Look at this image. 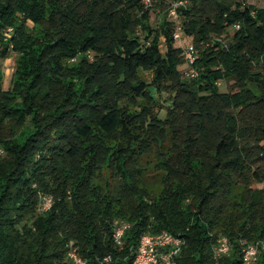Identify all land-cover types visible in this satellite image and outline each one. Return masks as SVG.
Instances as JSON below:
<instances>
[{"label": "trees", "instance_id": "1", "mask_svg": "<svg viewBox=\"0 0 264 264\" xmlns=\"http://www.w3.org/2000/svg\"><path fill=\"white\" fill-rule=\"evenodd\" d=\"M189 3L178 15L181 39L196 49V77L179 70L184 49L175 45L174 23L165 14L153 33L141 0H0V60L16 55L6 89L0 65V128L12 122L21 129L14 140L0 137L9 155L0 159V264H73L70 241L86 264H132L141 235L164 230L184 240L176 264H243L239 241L264 242V188L242 192L226 176L242 170L254 149L264 159V122L255 127L246 113L234 120L222 112L264 113V8L242 0ZM235 25L230 42L212 37ZM147 68L177 82L170 106L188 123L197 115L168 167L175 186L158 199L127 169L134 148L108 142L121 126L117 100L152 98L137 77ZM252 176L262 182L264 170ZM39 192L53 198L42 213ZM219 194L232 206L217 204ZM117 221L129 224L121 247L112 239ZM221 236L232 251L214 257ZM255 264H264V252Z\"/></svg>", "mask_w": 264, "mask_h": 264}, {"label": "rangeland", "instance_id": "2", "mask_svg": "<svg viewBox=\"0 0 264 264\" xmlns=\"http://www.w3.org/2000/svg\"><path fill=\"white\" fill-rule=\"evenodd\" d=\"M159 1L161 0H157V2ZM163 2V6L160 9L151 8L149 12V24L151 28L154 29L153 33L159 28L157 24L159 18L162 19L165 14L167 15L169 2L171 1L163 0ZM187 2L189 3L190 0ZM242 3L253 5L257 8H264V0H242ZM230 10H236V7L233 6ZM81 12H84V10L81 9ZM236 30L237 29L232 26L223 30L221 34H218L219 36L212 35V37L230 42ZM143 36V33H141L140 41H144V44L150 41L149 38L145 39ZM159 39L160 41L162 40L160 45L162 52H164V37L161 31ZM187 39L188 38H182L180 41L176 42L175 45L183 47L184 49L186 46L190 45L189 43L191 40ZM207 44H205V46H208ZM95 54V52H91L90 57H95ZM262 62H264V60H262L260 64ZM15 63L16 55L12 52L8 54L7 58L0 60L3 71L2 83L5 89L11 86L12 76L16 67ZM186 69L187 66L185 62L179 65L180 71H185ZM137 74L139 80L149 85L152 98L140 96L135 99L131 97L117 100V104H119L122 109L121 126L116 133L109 138L108 142L110 145L121 143V145L127 148L130 146L134 148L135 155L132 160H129L127 169L132 174L136 186L141 191L145 192L148 198L158 199L166 194L170 185L175 186L176 181L172 182L168 167L171 163H175L180 158L179 152L184 144L183 136L186 135V131L191 134V132L197 128L194 122V117L197 115L193 116L192 123H188L183 116L181 108L170 106L173 92H176L179 88L176 81H166L164 74L156 73L154 68L140 70ZM227 83L229 86L233 85V81L231 80H228ZM223 89L224 85L221 87V90ZM226 110L229 117H232L234 120L238 119L241 113H246L250 119H252L253 126L264 122L263 112H254L255 114H251L247 110L240 112L239 108H223L222 112ZM166 111H169L167 115H165ZM162 119L164 122H161ZM143 121H145V123ZM205 121L208 122L207 119H205ZM148 123H153L154 125H148ZM156 123L160 124L156 126ZM20 131L21 129L17 128L12 122H5L0 128V137L7 141L14 140L19 136ZM197 143L199 142L197 141ZM0 147L4 150V154L0 156V159L8 160V152L1 143ZM241 161L242 165L244 163L242 170H233L226 175L227 178H231L235 183L233 187H237L242 192L256 188H264V181H262L263 183L257 182L252 176L253 171L262 172L264 170V159L260 156L259 150H252L251 153ZM102 170L105 171L106 167L102 168ZM182 180L186 181L187 179L182 178ZM231 202L232 200H230L229 196L223 194L218 195L217 204L220 206L223 203H228V206H232L230 205ZM233 212L236 214L234 217L238 218V212L235 210ZM233 227L238 228V224L234 223Z\"/></svg>", "mask_w": 264, "mask_h": 264}, {"label": "built area", "instance_id": "3", "mask_svg": "<svg viewBox=\"0 0 264 264\" xmlns=\"http://www.w3.org/2000/svg\"><path fill=\"white\" fill-rule=\"evenodd\" d=\"M146 10H151L157 0H141ZM187 4V0H172L169 2L167 11V20L174 23L175 31L173 39L175 42L181 40V25L179 22L178 9ZM235 29L239 25L234 26ZM162 43V40L160 41ZM148 45V42L146 43ZM184 62L187 69L184 75L187 77H196L197 72L193 65L197 59L196 49L193 44L184 48ZM4 154V150L0 147V156ZM39 203L38 212L42 213L49 210L53 204L52 196L45 193H38ZM129 228V224L125 221H117L112 230V239L117 247L123 245L125 231ZM242 245L241 255L243 264H255L261 253L264 252V242L250 243L247 241H239ZM184 245L183 238L175 236L168 231H161L156 234L144 233L141 235L137 248L134 252L132 264H176V258L181 252ZM232 242L225 236L219 237L212 246L214 257L228 255L232 251ZM66 259L73 264H86V261L79 255L78 248L73 241L67 244ZM111 261L107 256L103 259L104 263Z\"/></svg>", "mask_w": 264, "mask_h": 264}]
</instances>
